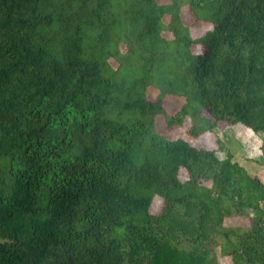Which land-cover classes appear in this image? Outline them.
<instances>
[{"label": "trees", "instance_id": "trees-1", "mask_svg": "<svg viewBox=\"0 0 264 264\" xmlns=\"http://www.w3.org/2000/svg\"><path fill=\"white\" fill-rule=\"evenodd\" d=\"M222 124L264 155V0H0V264H264Z\"/></svg>", "mask_w": 264, "mask_h": 264}, {"label": "rangeland", "instance_id": "rangeland-1", "mask_svg": "<svg viewBox=\"0 0 264 264\" xmlns=\"http://www.w3.org/2000/svg\"><path fill=\"white\" fill-rule=\"evenodd\" d=\"M160 4L167 3L168 0H158ZM185 23L191 25V34L194 38H198L201 35L205 34L209 29L210 25L207 24H197L194 22V19L189 15L185 14ZM166 37H170L166 34ZM194 52L198 53L201 51L200 47H194ZM156 91L153 89L149 91V97L152 99L156 96ZM174 102L168 101L167 106L170 108L173 106ZM158 130L161 133L166 134L170 139L185 138L192 145H195L200 148L206 149H217L216 137L212 135H206L198 139H194L188 135V129L190 127V120H188L184 128H177L171 131H166L165 121L163 117H159L157 120ZM227 129H231L227 131ZM219 137L224 143V151L219 155L221 157H227L228 151L235 154L234 161L239 162L240 165L244 166L246 170L253 175H257L264 182V165L258 164L254 159L259 158L263 155V150L261 148V140L255 135L251 130L245 128L243 125L238 124L231 128L228 124H222L219 129ZM262 157V156H261ZM259 160V159H258ZM264 160V156L263 159ZM182 179L186 178L185 172L181 173ZM163 202L161 199L157 198L152 206L153 212L158 214L161 212ZM231 223L238 225L248 226L249 222L247 219H236ZM218 256L221 264H232L230 257H223L218 251Z\"/></svg>", "mask_w": 264, "mask_h": 264}, {"label": "crops", "instance_id": "crops-1", "mask_svg": "<svg viewBox=\"0 0 264 264\" xmlns=\"http://www.w3.org/2000/svg\"><path fill=\"white\" fill-rule=\"evenodd\" d=\"M231 128H233V126H231ZM246 128V127H245ZM248 129V128H247ZM229 130H231V129H227V131H229ZM250 130V129H249ZM252 131V130H251ZM253 132V131H252ZM254 133V132H253ZM255 134V133H254ZM256 135V134H255ZM258 136V135H257ZM259 137V136H258ZM260 138V137H259ZM261 140V139H260ZM262 140H261V148H262ZM232 154H233V152H232ZM234 155V159H235V154H233ZM262 156V157H261ZM261 156H259V158H256V159H254V161L256 162V163H258V164H260L261 162H262V159H263V156L264 155H261ZM259 159V160H258ZM236 162V161H235ZM239 163V162H238ZM244 167V166H243Z\"/></svg>", "mask_w": 264, "mask_h": 264}]
</instances>
